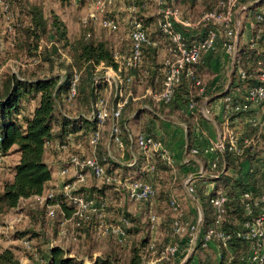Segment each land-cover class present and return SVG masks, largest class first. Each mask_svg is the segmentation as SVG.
Wrapping results in <instances>:
<instances>
[{"label":"built area","instance_id":"2783aa9c","mask_svg":"<svg viewBox=\"0 0 264 264\" xmlns=\"http://www.w3.org/2000/svg\"><path fill=\"white\" fill-rule=\"evenodd\" d=\"M70 1L76 5L83 4L84 6V12L80 18L83 28L87 24H91L93 29L98 28L108 34H113L115 38L117 32L122 30L128 42L122 50L118 51L113 48L112 57L115 66L100 63L96 67V71L102 70V75L95 77L94 82H102L107 91L101 95L97 94L96 99L91 103L89 115L85 116L89 122L94 124L85 137L88 153L80 151L83 144L80 140L75 141L72 133L66 135L63 140H55L46 144V147L57 152L64 162L58 171L61 182L42 194L34 195L35 201L45 209V214L49 219H53L57 211L60 213L58 238L52 240L48 249L55 246L63 248L60 244L61 241L75 243L78 240L79 230L88 225H92L98 234L112 236L120 244L126 241V230L132 225L130 219L125 217L120 212L121 210H118L116 214L110 213L106 208L105 200L95 196H85L80 192L88 174L114 186L115 189L122 188L129 201L139 206L145 205L151 232L155 231L159 223V218L152 209L156 202V188L152 182L134 177L121 178L110 175L101 163V160H105V158L100 159L98 155V148L107 124L109 125V140L106 143V156L109 159L116 161L110 151L111 144L121 151L126 148L131 151L135 145L137 150L145 155L146 168L151 175L155 172L152 163L154 153H157L171 167L174 166L170 151L160 140L146 132H139L136 135L127 133V138L124 140L118 126L124 106L129 99H134L130 89L133 77L127 72L141 67L144 51L157 45L148 35L149 29L145 22L147 13L152 14L155 18L157 28L162 35L161 44L166 53L163 63L162 89L159 92L150 91L149 94L155 102H170L184 78L188 82V91L191 95L205 97L209 88L198 75L196 68L201 56L215 54L219 48L229 56L231 73L235 74L236 82L246 78L251 79L250 84L243 90L245 101L241 104L235 106L229 104L233 94L223 98L226 131L220 135L215 145L204 147L202 152L213 154L218 151L221 153L226 148L233 155L239 156L248 146L254 149L255 145L259 143L260 136L264 133V0H215L195 20L184 17L177 0ZM195 1L203 3L206 0ZM0 5L4 9L7 7L3 6L2 0H0ZM115 8L124 10L119 19L112 16ZM242 18L247 20L245 24L242 23ZM242 28L248 31L245 40L247 50L260 55L254 61V75L246 72L238 60ZM190 29L195 31L193 39L187 35ZM86 36L89 37L90 33H87ZM146 69L142 71L143 74L138 76V83L144 82L143 75L147 72ZM78 79L79 73L75 72L67 100L74 98ZM240 91L242 90L236 88L234 95H239ZM192 104L190 103L189 107H192ZM231 112H250L245 118L255 131L253 136H245L244 132L227 126V123L230 122L229 114ZM197 152V148L191 150L192 154ZM262 155L261 164L264 168V153ZM131 157V164H133L136 157L134 154ZM2 158L0 156V162ZM216 162L217 157L210 160L208 168L202 170L204 174L202 177L214 178L217 176ZM187 183L188 180L184 182V185L187 186ZM190 190L192 191V188ZM242 199L246 219L233 234L235 238L245 241L248 247L246 257H241V259L244 264H264V192L247 189L242 193ZM63 200L72 206V211L69 214H66L61 208ZM227 201L228 197L221 188L217 189L210 198L213 223L202 233L200 240L198 222L195 226L190 225L185 220L177 200L170 197L168 206L172 215V233L180 236L188 234L191 250L199 240L201 247L204 248L210 247V244L213 243L216 246L220 264H230L232 259V247L229 243L231 234L222 229L227 214ZM108 215L110 218H115L116 223L107 222ZM20 243L25 249L33 251L30 240L22 238ZM145 251L151 256L146 264L172 263L179 255V244L176 242L165 245L157 252L154 239H151ZM224 251L227 253L225 256H223ZM64 255L73 257L67 251L64 252ZM222 261L224 263H221Z\"/></svg>","mask_w":264,"mask_h":264},{"label":"trees","instance_id":"16d2710c","mask_svg":"<svg viewBox=\"0 0 264 264\" xmlns=\"http://www.w3.org/2000/svg\"><path fill=\"white\" fill-rule=\"evenodd\" d=\"M12 1L14 5L18 7L15 24L13 23V25H11L13 29L12 27L10 29L5 27L4 30L6 33L12 31L11 41L7 42L5 40L8 39L7 35L9 33L3 37L9 46L8 49L13 50L10 55L14 56L16 55V52H20L24 57L27 56L36 60L35 68L38 70H47L48 74L45 73V75L36 76L34 73H31L26 75L24 69V71L21 72H13L10 70L2 71L0 73V156L4 157L11 154L18 155V159L11 166V176L1 182L0 218L9 213L11 210L17 208L21 202L33 200L34 195L42 194L49 188L53 187H47L48 182L52 178L51 169L46 161V152L49 150L46 147L47 143L55 140H63L69 133L77 134L84 128V126L89 127L88 131L84 130L87 131L85 133L87 135L94 127V124L89 122L85 116H82V114L74 116L69 113L70 111H66V109H68L66 101H70L67 100V94L70 89L74 73H79V79L76 83V94L71 100L77 102L79 105H82L85 110H88L91 109V103L96 99L98 93L94 86V77L97 72L96 67L100 63L115 66L112 57L114 43H112L110 39H106L103 36L91 37V32L94 30L91 24H87L84 27L85 31L83 34H79L78 37L70 40L67 35L65 24L57 17V15L52 14L49 17H46L42 7L39 5L29 4L26 8V6L24 7L23 5V0ZM214 1L215 0H206L203 3L207 4V8H209L211 3ZM177 2L179 5L181 4L187 6L188 8L197 3L195 0H177ZM3 5H6L7 7L4 9L1 5L3 8L2 10L4 11V13L2 10V12H0L1 22L5 19L4 14L8 12L7 9H10V5L5 1L3 2ZM146 20L150 22V25L152 26L148 32L150 38L157 37L158 39H162L160 31L158 30L157 25H155L156 22L154 16H149ZM87 33H90V38L86 36ZM41 37L45 38L46 45L44 48L39 49L37 41ZM119 37L120 40L118 39V36L116 37L117 42L122 40V36ZM66 49L69 52V60H67L62 54L65 53ZM119 49L122 50V45H119ZM9 50L4 49V53L7 54ZM146 50L144 51V59L141 67L127 72V74L133 77L130 85L132 88L135 85L148 84L150 81L151 85L153 84L150 68L146 67L144 64L147 56ZM242 50L239 49L238 57H246L247 60H253V65H251V67H255L254 61L258 59L260 55L258 56L255 52L250 50L246 52H242ZM247 53H251L250 56H248ZM6 57L8 56H4V59ZM246 64H250V62L246 61L241 67L245 69L246 72L254 75V73L249 70L250 68L246 67ZM56 69L60 72L55 73L54 71ZM144 69L147 71L143 75L144 82L138 83V76L143 74L142 71ZM160 79L161 80L158 85L154 87V92H159L162 89L163 78L160 77ZM250 80V78H246L242 81L236 82L235 74L232 73L229 85L221 97L224 98L227 95L233 94L229 104L232 106L241 104L245 101L243 90L245 86L250 84ZM236 88L242 90L239 95H234V93H236ZM201 98L204 97L191 95L189 93L188 82L184 78L175 91L172 100L168 103L155 102L157 106H160L158 108L156 107V109L162 112L166 108V112L170 113L178 107H183L184 105L189 106L190 103L199 105ZM131 103L132 101L129 99L124 106L118 121L120 135L124 139L127 138L128 133L124 123L126 122L128 116L135 111V108L131 105ZM195 111V117L198 122L201 120L204 121L199 109L197 108ZM249 113L250 112H231L229 114L230 124H232L230 125L231 128H234V125L237 123L235 122V117H238V121L240 122L241 120L243 121V118L249 115ZM192 117H194V115H186V113H180L179 116V118L185 121L188 126L186 154H192L191 150L193 148H197L198 152L192 154L193 156H197L203 153L202 149L204 147L198 148L195 146L194 127L189 121V118ZM216 122L218 125L220 124V121L217 120ZM82 125L84 126L82 127ZM106 126L109 125L106 124ZM235 130H242V132H244L243 134L248 137L253 136L255 132L250 126H243L242 129ZM105 132H107V136L109 137V132L106 129L103 131V136ZM150 135L154 137L152 134ZM260 138L264 141V133L260 136ZM106 143L107 142L102 144L101 140L100 147L98 148L99 158H105V160H101L105 171L110 175L115 174L121 178L127 177L126 169L129 167L123 166L119 162L111 160L106 156ZM257 145L258 144L255 145L254 149H252L251 146L246 147L243 154L239 156L233 155L226 148L221 153L217 151L211 154V160L214 159V157H217L215 169L216 175H218L224 167L225 170L219 178H201V181L203 179V181L213 183V188L208 192H205V189L202 186L196 189L187 183V186L192 188L194 198L200 205L202 215L198 234L200 240L202 238V233H204L213 223L212 209L209 203L210 198L219 188L223 189L226 193L228 197V201L226 202L227 214L226 219L223 222L222 229L226 233L231 234L229 243L232 247V259L230 264H244L241 257L247 249L246 242L235 238L233 235L234 231L239 228V225L246 219L243 208L242 193L247 189H257L259 192H264V168L261 164L263 155L262 153L257 152ZM133 148L136 149L137 153V146L133 145ZM136 162L139 166L142 164L146 165L147 160L145 155L138 152ZM152 163L155 167L154 174L156 175L157 182L159 181L160 185L165 186L167 180H173V168L161 159L157 153L153 154ZM206 167H208V164ZM90 177L92 178V183L88 184V178ZM134 178L140 179V177ZM141 178L143 180L146 179L144 172L142 173ZM106 185L109 184H106L101 180H97L88 174L86 182L81 187L89 188H80V192L85 196H95V193H97L100 194L101 198L105 195L103 200L110 199L107 195L116 197V193L121 190V192H123L122 188H120L119 191L112 185H109L110 187ZM122 195H125V193L123 192ZM164 196H167L166 192L161 191V195L159 196L160 199L163 200ZM113 199L115 200V198ZM61 208L66 214H69L72 211L71 204L65 200L62 202ZM26 215L30 216L34 220L37 218V212L32 209H28L26 211ZM125 217L130 219L132 223L130 227L131 229L133 227H138L137 229L143 227L139 224V222L135 223L138 219L133 220L126 213ZM50 220H55V223H59V211H57L56 216ZM171 221L172 215H170V218L167 219L161 227L163 237H170H165V240L167 239V243L159 245L157 239H154V246L157 252H159V250L165 245L176 243L178 236H180L172 233ZM57 226L59 225L57 224ZM168 226L170 231L168 230ZM86 227L93 228L92 225H88ZM147 229L149 231L150 228L148 227ZM200 240L195 244L194 248L201 247ZM149 242V235L146 234L143 236L139 245H136L135 243L133 244L130 249L128 264H146L142 253L147 246H149ZM22 247L24 248L23 245ZM25 250L31 252L33 255H36L34 249L33 251L27 249ZM65 251V248L58 246L49 248L44 264H82V262L75 256H65ZM225 254L227 255L224 251L223 256H225ZM40 260L42 261V258H40ZM191 262L192 257H188L184 264H191ZM109 263V260L101 262V264ZM221 263H224V261ZM0 264L22 263L14 254L12 249L5 248L0 253ZM94 264H99V262H95Z\"/></svg>","mask_w":264,"mask_h":264},{"label":"rangeland","instance_id":"374dc122","mask_svg":"<svg viewBox=\"0 0 264 264\" xmlns=\"http://www.w3.org/2000/svg\"><path fill=\"white\" fill-rule=\"evenodd\" d=\"M6 2L10 5V9L8 8V12L5 13V19L2 20L0 19L1 27H0V73L2 71H13V72H21L25 70V74L29 75L31 73H34L36 76L39 75H45L48 74L47 70H38L35 68V61L32 58L29 57H24L20 52H16V55L12 56L11 51L8 49V44L5 42V40L8 42L11 41L12 37V31L6 33L5 27L10 29L13 25L15 24V18L18 12V7L14 5L12 0H3V2ZM29 4H36L42 7L44 15L46 17H49L52 14L57 15V17L65 24L66 29H67V35L70 40L75 39L76 37L79 36V34L84 33V28L82 27L80 23V18L84 12V6L83 4L76 5L72 3L70 0H23V5L24 7L29 5ZM4 6V5H3ZM181 6V4H180ZM191 6V5H190ZM1 7V5H0ZM3 8H0V12H2ZM189 10V17L191 20H194L198 18L199 15H201L202 11L207 9V4L205 3H200V4H194L192 7L187 8ZM2 10V11H1ZM184 12V11H183ZM4 13V11H3ZM1 14V13H0ZM122 15L121 12L113 13L112 16L116 18H120ZM1 16V15H0ZM247 20L245 18H242V23L245 24ZM149 27V26H148ZM13 29V27H12ZM245 28H242L241 34L242 36L239 45V49H243L242 52L248 51L246 48V38L248 36V31L244 30ZM8 34V35H7ZM7 35L8 39L4 40V36ZM118 36V39L120 40L119 36H122V40L118 41L114 37L113 34H108L107 32H104L98 28H95L91 32V37L93 36H103L106 39H110L112 43H114V48L119 51V45H122V48L128 41H126L125 38V33L120 30L116 34ZM244 37V40H243ZM90 38V37H89ZM113 38V39H112ZM240 39V40H241ZM38 46L39 49H42L46 45V41L44 37H41L38 41ZM115 43L118 45L115 46ZM4 49L9 50V55L8 53H4ZM6 52V51H5ZM63 56L69 60V52L66 49L65 53H62ZM248 56H250L251 53H247ZM4 56H8L4 59ZM245 56V55H243ZM11 57V58H10ZM239 62L240 65L243 66L245 62H250V64H246V67L250 68L251 72L255 74V67H251L253 65V60L246 59V57H240L239 56ZM24 69V70H23ZM60 72L58 69L54 71ZM102 75V70H98L95 74V77H101ZM94 77V78H95ZM101 82H94V86L96 88V91L99 89L102 90L103 92H106L107 89L102 86ZM98 91V95L103 94ZM68 109L66 111H70L69 113L76 116L77 114H82V116H87L89 115L90 109H86L82 107V105H79L77 102L70 100L66 101ZM74 112V113H72ZM239 118L235 117V121L238 122ZM84 125H82L83 127ZM229 128H231L230 125H228ZM239 126H244V127H249L247 118H243V121H240ZM250 129V128H249ZM247 129V130H249ZM84 130H89V127H85L81 129L82 135V144L86 147V142H85V133L87 131ZM108 136L107 132L104 133L103 139H102V144L107 142ZM213 145H215V142L213 141ZM264 148V141L263 139H259V143L257 145V152L259 153H264L263 151ZM110 151L112 155H114L116 158L118 157L117 154H119L117 151L114 150L113 144L110 146ZM130 152L129 149H127V152ZM131 151L136 152V149L133 148ZM137 156V153H136ZM188 156H193L192 154H189ZM203 157V156H202ZM16 155L11 154L8 155V157H5L3 163L0 165V186L2 180L9 178L10 177V171H11V166L12 164L16 161ZM207 164H210V161L207 162ZM175 175L173 174V180H167L166 185L162 186L160 185L159 181L157 182L156 175H151L147 172H144L145 176L148 174V177L145 180H148L152 182V184L156 188V202L153 206V210L156 213V215L159 218V223L155 229V231L151 232L148 227L150 228V224L147 219V207L145 205H142V212L140 216L137 218L135 215H133L132 212V207H136L137 204L129 201L125 196L123 199L122 194L116 197H112L110 195H107L110 199H105V202L107 203V210L112 213L116 214L118 210H121L122 214L125 216V213L130 216L131 219L137 220L138 223L143 226L137 229L138 227H133L132 229L129 228L126 230L127 233V238L126 241L123 244L118 243L112 236H106V235H101L98 234L96 231L94 232L93 228L91 227H86L78 232V240L75 243L72 244H67L64 241H61L60 244L65 248V250L69 253H72L79 261L82 262V264H94L95 262H101L109 260V264H128V260L130 257V249L135 243L136 245H139L140 241L142 240L143 236L148 234L150 240L151 239H157V242L159 245H163L167 243V239L165 240V237H163L161 233V227L162 225L167 221V219L170 218L171 212L169 210V199L170 197H174L178 204L181 207V210L184 214L185 220L189 222L190 225L195 226L198 222V218L200 216L197 214V211L188 209L189 203L192 204L194 207L195 204L194 202V194L185 185V190H183V187L181 185V181L183 180V176H179L177 172V167H175ZM208 170V169H207ZM115 175V174H114ZM174 176L176 178H174ZM89 183H92V178H88ZM137 179V178H136ZM139 179V178H138ZM140 180H143L140 177ZM193 185V184H192ZM89 186V185H88ZM109 186V185H106ZM162 186V187H161ZM205 192L209 191L210 189L213 188V183L209 181H203L202 179V185ZM90 187V186H89ZM89 187H81L82 189L84 188H89ZM110 187V186H109ZM161 191L166 192L167 196H164V199H160ZM125 193V191L123 190ZM122 192V193H123ZM96 198H101L100 194L95 193ZM100 196V197H99ZM105 196V195H104ZM104 196H102L104 198ZM103 198H101L103 200ZM115 198V200L113 199ZM187 204V205H186ZM161 205V206H160ZM191 208V207H190ZM195 208V207H194ZM28 209H32L35 212H37V218L34 220L30 216L26 215V211ZM141 211V210H140ZM190 211V212H189ZM201 211V210H200ZM199 211V213H200ZM201 214V213H200ZM17 219V220H15ZM108 220V221H107ZM107 222L109 223H116L115 218L109 217L107 218ZM169 223V222H168ZM59 223H55V220H50L46 217L45 214V209L39 205L36 204V201L29 200V201H23L19 204V206L13 210H11L9 213L6 215L2 216L0 218V253L5 249V248H10L14 252V254L17 256V258L21 261L22 264H44L46 258H47V252H48V247L50 246V243L52 240H55L58 238V232H59ZM12 225V227H9ZM136 226V225H135ZM168 230L170 231V228L168 226ZM21 238H27L31 241L32 243V248L35 250L36 255H33L31 252L26 251L21 243L20 240ZM170 238V237H166ZM187 239L184 240V239ZM177 239V238H176ZM182 239V240H180ZM189 236L188 234L178 236V244H179V256L176 257L174 260L175 263L178 264V262L184 261L185 257H188L189 255H194L196 254L199 256V260L202 264H217L216 262V257H215V252L212 247H195L191 250V245L188 241ZM248 249V247H247ZM247 249L245 250L244 254L242 257H246L247 254ZM144 262L150 259V255L148 252L144 250L142 253ZM40 258H42V261H40Z\"/></svg>","mask_w":264,"mask_h":264},{"label":"crops","instance_id":"0c3cea01","mask_svg":"<svg viewBox=\"0 0 264 264\" xmlns=\"http://www.w3.org/2000/svg\"><path fill=\"white\" fill-rule=\"evenodd\" d=\"M187 8V6L181 5V9L182 11H184V17L190 19L188 15L189 10ZM118 9L115 8L114 13L117 14L118 12H124V10ZM149 16H152V14L147 13L145 16V21L146 24L149 26L148 29H151V23L146 20ZM194 32V30L190 29L187 32L188 37L193 39L195 36ZM151 39L156 42L157 45L150 47L146 50L147 56L145 58L144 64L146 65V67L150 68L153 84L151 85L150 81L148 84L135 85L133 88L130 87L134 98L131 99V105L135 108V111L128 116L126 122L124 123V126L128 133H131L132 135H136L139 132H146L152 134L155 139L160 140L168 148L174 160V166L172 167L173 174L175 175L174 171L176 170L175 167H177V172L179 176H183V180L181 181L183 190L186 191L184 185V182L186 180H188L189 185L197 189L202 185V176L196 178L190 177H192L195 173L202 172V170L208 168L206 167V165L207 162L211 160V154L201 153L197 156H188L186 154L188 126L185 121L179 118V116L180 113H186V115H194V117L189 118V121L194 127L195 146L198 148L211 147L213 145V141L216 142L219 139L220 135L224 134V132L226 131V123L224 122V102L223 97H221V95H223V93L227 89L228 83L232 76L229 63V56L221 48H219L215 54L201 56L197 65V73L201 77V79L206 83L207 87L209 88V92L208 95H206L204 98H201L199 105L195 103H193L192 107L184 105L183 107H178L170 113L166 112L167 109L165 108L164 111L161 112L156 109V107L158 108L160 106H157V104L153 99H151L149 94L150 91H153L155 89L154 87H156L160 82V77L163 78V63L166 58V53L164 51L163 45L161 44L162 39H158L157 37H151ZM117 45L118 44L115 43V46ZM98 91L101 93L103 92V89H99ZM197 108L202 114L204 121L201 120L200 122H198L197 118L195 117V110ZM217 120L220 121L219 125L216 122ZM228 124L232 125L230 124V122L227 123V126ZM239 124L240 122L238 121L234 125V128L238 130L242 129V126H239ZM108 127L109 126H106L105 128L107 131ZM72 134L74 135L73 137L75 141L80 140L82 142V137H80L82 135L81 131L77 134ZM108 140L109 137L107 139V142ZM113 147L114 150L119 153L117 154L118 157H115L116 161L123 166L129 167L128 169H126L127 177H141L143 172L148 171L145 164L139 166L136 162V152H127L128 148L124 149V151H121L115 145H113ZM80 151L82 153H88L87 145L86 147L83 145ZM137 151L140 153L139 150ZM132 153L136 157V160L133 164H131V155H133ZM15 155V159L17 160L18 155ZM46 156V161L52 173V178L48 182L47 187H51L61 182V178L58 174V171L64 162L57 152L47 150ZM5 157L8 156H4L2 158L0 165L3 163ZM147 177L148 174H146L145 178ZM174 178L176 177L174 176ZM117 190L120 191V189ZM121 191L116 193V196L122 194ZM122 196L124 199L125 195ZM195 202L198 201L194 198L193 203L195 204ZM194 207L192 206V204L189 203L188 209H190V211L196 210L197 214L200 216L199 203H196ZM142 211V207L139 205H137L136 207H132L133 215H135V217L137 218L140 216ZM184 240L187 241L186 238ZM210 247L214 249L217 264H220L219 258L217 256L216 246L212 243L210 244ZM69 254L73 255L72 253ZM188 257H192L191 264H202L199 260V256H197L196 254H194L193 256L189 255ZM182 262H178V264H182ZM167 264L177 263H175L174 261L172 263Z\"/></svg>","mask_w":264,"mask_h":264},{"label":"water","instance_id":"95a60500","mask_svg":"<svg viewBox=\"0 0 264 264\" xmlns=\"http://www.w3.org/2000/svg\"><path fill=\"white\" fill-rule=\"evenodd\" d=\"M224 170H225V167L223 168V170L217 175V176H215L214 178H219V177H221V175L223 174V172H224ZM204 174H203V172H197V173H195L192 177H190V178H196V177H201V176H203ZM200 213H201V211H200ZM201 214H200V218H199V220H198V226L200 225V223H201ZM188 258V257H187ZM187 258L182 262V264H184V262L187 260Z\"/></svg>","mask_w":264,"mask_h":264}]
</instances>
